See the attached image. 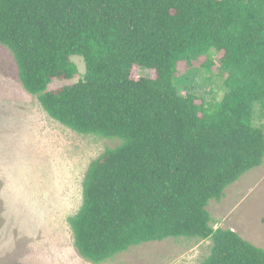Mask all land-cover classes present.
Returning <instances> with one entry per match:
<instances>
[{"label":"trees","instance_id":"trees-1","mask_svg":"<svg viewBox=\"0 0 264 264\" xmlns=\"http://www.w3.org/2000/svg\"><path fill=\"white\" fill-rule=\"evenodd\" d=\"M0 45L50 118L120 140L90 163L68 219L81 257L186 237L211 240L200 264H264L207 209L264 159V0H0ZM72 57L81 79L49 90L78 75ZM181 65L198 70L183 96ZM198 78L221 80V99L198 96Z\"/></svg>","mask_w":264,"mask_h":264},{"label":"rangeland","instance_id":"rangeland-1","mask_svg":"<svg viewBox=\"0 0 264 264\" xmlns=\"http://www.w3.org/2000/svg\"><path fill=\"white\" fill-rule=\"evenodd\" d=\"M71 61L78 75L54 81L49 90L81 79L82 59ZM179 69L183 74L174 85L183 96L198 70ZM147 74L140 69L134 76ZM198 81V96L207 102L221 99V80ZM252 124L264 132V113L257 106ZM119 144L115 138L78 134L50 118L37 97L22 88L12 54L0 45V264H96L79 255L68 219L82 204L90 163ZM207 209L213 229H230L264 249V159ZM210 248V239L167 238L131 246L98 264H200Z\"/></svg>","mask_w":264,"mask_h":264}]
</instances>
